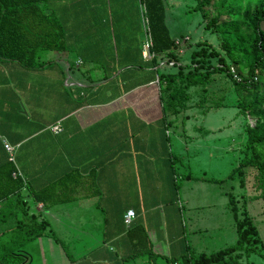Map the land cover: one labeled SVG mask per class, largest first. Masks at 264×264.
<instances>
[{
    "label": "crops",
    "instance_id": "0c3cea01",
    "mask_svg": "<svg viewBox=\"0 0 264 264\" xmlns=\"http://www.w3.org/2000/svg\"><path fill=\"white\" fill-rule=\"evenodd\" d=\"M77 1L83 2L79 16ZM112 2L39 0L36 9L23 13H37L35 29H55L58 44L42 58L50 63L28 68L0 58V193L22 186L30 213L68 239L70 264H153L168 255L184 257L186 248L191 251L183 228L186 204L200 215L193 214L194 247L211 245L221 230L211 221L222 207L223 178L214 173L221 139H188L186 122L171 138L173 120L187 109L166 115L159 81V62L166 58L143 55L147 29H116L112 12L113 23L105 20ZM124 9L116 6L115 15L122 17ZM163 23L161 47L175 41L183 52L187 37L171 31L165 4ZM122 57H136L139 67L122 63ZM68 73L85 86H66ZM210 110L201 112L203 119ZM56 123L62 128L54 132ZM203 125L210 135L213 129ZM4 140L16 146L15 162ZM187 166L178 176L177 169ZM16 167L21 177L13 176ZM4 204L0 200V208ZM129 209L135 217L127 223Z\"/></svg>",
    "mask_w": 264,
    "mask_h": 264
},
{
    "label": "trees",
    "instance_id": "16d2710c",
    "mask_svg": "<svg viewBox=\"0 0 264 264\" xmlns=\"http://www.w3.org/2000/svg\"><path fill=\"white\" fill-rule=\"evenodd\" d=\"M213 1L199 0L194 8L202 9ZM38 4L39 0H0V58L20 61L28 68H42L50 63L42 59V55L58 44L53 42L55 29H35L41 21L37 13L34 17L25 16L23 13V8L36 9ZM145 6L147 12L155 19L156 29H150L153 52L162 58L179 62L181 54L177 42H169L165 47H161L159 43L162 31L166 29L163 23V1L146 0ZM236 12L233 18L222 20L216 16L205 23L206 28L215 27L221 33L223 41L220 47L224 53L209 41L200 40L196 43L197 48L191 53V63L184 65L188 68L186 72L180 64L178 71L160 73L161 98L166 115H178L185 110L189 89L203 85L214 73L225 72L241 88L261 90L260 86L264 83V2L254 13L250 8L244 11L243 16L240 11ZM205 14L204 12V16ZM150 20L152 21V18ZM159 21L162 24H159ZM210 58H217L218 64L211 63ZM239 61H244L243 66H247L246 75L243 74ZM231 63L238 64L233 67L241 79L234 77ZM256 71L258 79L254 80ZM248 109L257 121L254 127L246 128L243 156L237 169L239 173L242 172L241 168L245 167L257 169L259 187L262 189L260 196L264 199V153L261 151V148H264V95L255 96L241 106L243 112ZM21 188V185H16L10 192L0 193V200H5L4 208H0V224L8 219L12 220L11 225H0V264H30L31 255L23 246L44 235H52L55 240L65 244L48 220L30 213V206L23 198ZM228 196L235 219L236 242L210 253H189L181 262L174 259L173 264H244V255L249 257L253 253L261 254L264 249V237L259 235L246 210L242 211L243 217L239 216L233 195L228 193ZM64 247L70 256L69 246L65 244Z\"/></svg>",
    "mask_w": 264,
    "mask_h": 264
},
{
    "label": "rangeland",
    "instance_id": "374dc122",
    "mask_svg": "<svg viewBox=\"0 0 264 264\" xmlns=\"http://www.w3.org/2000/svg\"><path fill=\"white\" fill-rule=\"evenodd\" d=\"M162 1L170 15L171 31L177 35L183 34L187 37L186 43L182 46L184 51L180 53V61L175 63V66L164 65L162 72L178 71L180 64L183 66L190 64L192 60L191 53L197 48L196 43L200 40L209 41L214 47L224 53V50L220 47L223 41L221 33L215 27L206 28L205 21L208 22L216 16H219L222 20L230 19L234 17V14H237L236 11H240V14L243 16L247 8H250V11L254 13L258 8L262 7L264 2V0H214L209 6L195 9L194 7L199 0ZM119 2L113 0L112 3H108L107 12H110V16L105 15V20L110 25L113 23L112 12L116 21L114 24L116 29H129V31H134V34H137L139 29H147L149 34L151 33L150 29H156L155 19L147 12L145 6L146 0H134L135 6L132 4L133 0H119ZM75 3V14L79 16L83 10V2L77 1ZM116 6L125 7L121 12L122 17L117 16V13L115 15ZM204 12L206 13V17L204 16ZM150 18H152V21ZM119 22H121L120 26H118ZM159 24H162L161 21H159ZM128 35L134 38V35L131 33ZM44 57L46 56L43 54L42 58ZM136 57H122L121 60L122 63L130 62L132 64L131 68H138V63H135L137 61ZM210 61L213 64H218L217 58H210ZM238 64L241 65L243 74L246 75L248 69L246 65L243 66L244 61H239ZM238 64L233 65L231 63V66L237 67ZM187 69L184 66L185 72ZM260 87L261 90L244 89L235 84L225 72L214 73L203 85L193 86L189 89V98L185 108L187 111L179 115L178 118H175L171 124L173 131L171 138L176 136L178 130L182 129V123L186 122V138L194 139L198 137L202 139L205 136L207 139H213L217 137L221 139L223 146L222 158L221 160L217 159L214 170L215 176L223 178L222 207L220 209L217 206L216 217L214 213L211 215V221L215 219L216 223L221 226V230L217 229L216 241L212 242L211 245L207 244L205 248L194 247L192 229L195 218L193 216L196 213L189 212V205L186 204L183 211V228L191 245V251L186 248V255L189 253L198 254L201 251L207 253L214 252L236 242V225L230 209L228 193L232 194L235 199L239 216L243 217L242 211L246 210L256 225L259 235L262 238L264 237V199L260 196L262 189L259 187L258 171L255 168L245 167L241 168L242 172L239 173V169H237L243 156V147L247 136L246 128L248 126L254 127L257 121L251 110L248 109L243 112L241 106L254 99L255 96L264 95V83ZM208 109L211 110L206 114V118L203 119L202 117L204 116L201 115V112ZM170 115L169 117L172 118ZM203 124L213 129L210 135L206 136L203 129H200ZM220 127L221 130L219 129ZM261 151L264 153V148H261ZM200 162L201 164L205 163L204 160ZM188 170L189 166L186 169H183V167L178 168L177 175L180 176V172H187ZM191 171L195 175L201 176L203 174L200 169H193ZM207 172L208 174L210 173V171ZM177 182L181 186L182 179L179 177ZM197 213H201V211ZM198 216L196 218H199ZM53 230L58 235L60 234V237H58L61 240L64 239L62 242L69 245L68 239L63 234L61 235L57 227H53ZM65 244L55 240L52 235H44L27 242L23 248L31 255L30 264H70L71 259L65 250ZM261 251V254H259L260 252L253 253L249 257L244 255L242 257L243 263L264 264V249ZM69 254H71L70 249ZM174 259H179V262H181L183 257L172 258V255H168L164 259L162 257L157 258L153 264H173ZM148 263L152 264L151 261Z\"/></svg>",
    "mask_w": 264,
    "mask_h": 264
},
{
    "label": "built area",
    "instance_id": "2783aa9c",
    "mask_svg": "<svg viewBox=\"0 0 264 264\" xmlns=\"http://www.w3.org/2000/svg\"><path fill=\"white\" fill-rule=\"evenodd\" d=\"M149 36H150V38H149ZM152 45H153V43H152L151 35L148 34L147 39L145 40L144 45H143V55L146 58H153L155 56V53L152 50ZM75 62H76V65H79L82 61L79 58ZM174 64H175V61L168 60V59H165V60H162V61L159 62V66H163V65L174 66ZM231 70H232L235 78L241 79V77L238 75V73L236 72V70H235V68L233 66L231 67ZM257 79H258V71H256V73L254 75V80H257ZM64 84L66 86H71V85L85 86V84L82 83V82L74 81V79H73V77H72V75L70 73H68L67 77L65 78ZM61 128H62V125L60 123H56V124L51 126V129L54 132L59 131ZM4 146H5V149L8 152L9 160L12 161V162H15V149H16V146L10 144L7 140H4ZM13 176L16 177V178L22 176L21 171L17 167H16V169L13 172ZM134 217H135V211L133 209H129L126 212V214H125V219H126L127 223H130L133 220Z\"/></svg>",
    "mask_w": 264,
    "mask_h": 264
}]
</instances>
